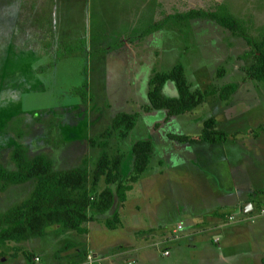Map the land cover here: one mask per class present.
Masks as SVG:
<instances>
[{
  "label": "rangeland",
  "instance_id": "rangeland-1",
  "mask_svg": "<svg viewBox=\"0 0 264 264\" xmlns=\"http://www.w3.org/2000/svg\"><path fill=\"white\" fill-rule=\"evenodd\" d=\"M219 7L242 20L254 40L263 38L264 0H0V163L15 170L11 153L23 146L30 158L48 157L54 171L75 169L86 160L93 172L101 150L90 140L110 129L117 114L129 113L137 114L136 127L125 140L115 133L108 147L109 153L119 150L127 156L125 171L132 164L128 155L132 145L141 140L151 141L155 152L169 163L179 161L182 141L170 135L198 136L210 118L216 120L217 130L243 134L252 129L259 133V144L248 150L258 157L256 164L264 165V84L247 77L254 54L246 42L209 20H170L159 31L148 32L168 16L191 10L215 12ZM178 64L184 67L191 89L204 93V102L193 113L166 122L164 110L145 109L149 81L156 73L169 72ZM229 84H237L239 90L223 102L219 92ZM163 92L171 97L174 85L168 83ZM251 159L254 162V157ZM156 162L153 159L151 164ZM144 176L148 178L149 173ZM179 176L184 179V175ZM196 178L192 174L187 180L193 194L199 192ZM36 182L0 192V213L26 200ZM103 187L101 182L99 190ZM162 191L167 193V188L163 186ZM259 195L264 196V192ZM163 196L167 208L159 205V210L170 211L166 222L171 232L178 227L169 209L173 196ZM153 199L163 200L158 196ZM118 208L117 200L109 215L99 216L88 225L89 239L75 232L59 238L57 234L62 231L53 227L43 237L10 244L11 249L21 252L15 256L14 250H8L0 264L4 260L3 264H26L24 251L34 254L33 264H66L62 255L72 251L68 245L62 251L66 242L73 244V251L89 248L99 257L106 250L110 257L119 253L111 257L121 260L119 264H128L132 257L150 264L144 260L149 254L156 256L159 264H196L198 252L185 247L184 251L174 249V255L166 259L153 249L127 252L140 243L134 231L119 229L126 226L122 217L132 215L131 209L117 213L116 228L105 225ZM147 212L138 218L144 226L154 228L164 220L149 219ZM252 237V233L246 236ZM126 241L129 249L124 247ZM78 254L69 253L75 264H82L84 259ZM239 264H263L262 257H242Z\"/></svg>",
  "mask_w": 264,
  "mask_h": 264
},
{
  "label": "trees",
  "instance_id": "trees-1",
  "mask_svg": "<svg viewBox=\"0 0 264 264\" xmlns=\"http://www.w3.org/2000/svg\"><path fill=\"white\" fill-rule=\"evenodd\" d=\"M170 20H209L231 35L242 38L254 54V64L246 69L247 77L264 84V36L260 41L254 40L245 23L226 8L219 7L215 12L191 10L177 13L155 23L148 32L159 31ZM168 83L174 85L177 97H167L164 94L163 90ZM238 88L237 84L224 86L219 92V99L228 101ZM147 96L149 104L146 111L164 110L166 122L193 113L204 102V93L191 89L181 64L174 66L169 72L156 73L149 81ZM136 124L137 114L119 113L114 117L110 129L90 140L93 147L101 150L93 172L87 168L86 160L75 169L54 171L53 162L48 157L38 155L30 158L26 147L14 149L11 161L15 170L10 171L0 163V192H7L12 186L24 185L32 180L37 182L26 200L0 213V259L6 257L8 250L18 251V248L11 249L10 244H21L43 237L53 227L62 232H75L84 236L88 234L87 225L111 211L117 200L122 206L133 186L148 170L154 146L149 140L133 144L128 154L132 164L125 171L127 156L119 150L114 154L109 153V140L115 133H118L121 140H125ZM170 136L182 142L205 140L215 143L217 140H224L227 134L218 131L215 120L209 119L198 137ZM101 182L104 187L99 190ZM116 224L117 213L113 218L105 220L108 229L116 228ZM25 254L28 263H32L34 254Z\"/></svg>",
  "mask_w": 264,
  "mask_h": 264
},
{
  "label": "crops",
  "instance_id": "crops-1",
  "mask_svg": "<svg viewBox=\"0 0 264 264\" xmlns=\"http://www.w3.org/2000/svg\"><path fill=\"white\" fill-rule=\"evenodd\" d=\"M171 97H177L176 90ZM218 131L226 133L227 137L224 140H217L215 143H209L205 140L183 141L180 144L182 148L178 149L179 161L169 163L159 151L155 152L154 150L152 160L157 162L150 163L146 171V175L149 173L148 178H145L144 175L141 177L128 193L125 203L122 206L119 205L116 212L121 214L131 209L132 215L127 217L123 215L125 217H122L125 219L126 226L121 225L119 229L130 232L132 230L135 232L134 236L140 239V243L127 252L133 253L153 249L166 259L174 255V249L184 251L185 247L187 251L198 252L196 254L197 262L194 261L196 264H239L242 257L246 260H254L257 256L262 257L264 264V214L260 215L261 211L264 212V196L259 195V192H264V169H258V166L264 165L256 164L255 160L259 159L252 151L257 146L256 144H259V133L252 129L251 132L249 129L244 130L243 134L242 131L237 132V130L227 132L220 129ZM201 134L202 131L198 136ZM238 134L243 136L241 135L237 140ZM246 134L248 138L245 137ZM252 146L250 152L248 149H251ZM252 157H254V162ZM209 173L214 175H209ZM192 174L194 177H198L196 180H198L199 192H195V194L187 182ZM179 175H184V179L182 180ZM159 178H163V181L158 180ZM163 186L167 188V193L162 191ZM165 194L173 196V201H169L171 203L169 209L174 215L175 224H178V227L181 226V229L178 227L175 229V227L171 232L168 230L169 224L166 220H169L167 217L170 211H161L167 208L166 197L163 196ZM155 196L164 199L154 201L153 197ZM159 205L162 206L160 210ZM247 205L250 206L245 209ZM146 209H148L147 216L149 219L158 220L163 217L164 220L160 221L159 225L154 228H152L153 226H144L142 220L138 218ZM244 210H250L249 214H246ZM108 213L104 215H109ZM163 213L166 217L163 216ZM232 216H235V220L230 222L229 218ZM131 219L133 221H129ZM88 225V234L80 237L89 239ZM137 232L139 235L136 234ZM250 233L253 234V237L247 239L246 236ZM57 235L59 238L69 236L67 232H60ZM248 242L253 243L254 246L250 247ZM71 244L66 242L62 246L64 247L62 251L67 248V245L72 250L64 253V256L62 255L68 261L66 264L77 263L72 255H69L74 251L79 252L80 258L84 259L82 264H87L85 256L90 253L89 248L73 251L72 247L74 246ZM129 244L126 241L125 249L128 248ZM60 247L59 250L62 248ZM166 250L170 252L169 256L164 255ZM106 251L102 253L104 264L122 262L117 260V257L114 258L115 260L111 258L120 256L119 253L110 257ZM20 252L18 250L14 254ZM25 253L27 252L24 251L22 256L25 263L33 264L36 257L34 256L32 263H28ZM65 255L69 256L65 257ZM106 257H110V259ZM144 257V260H149L150 264H159V259L152 254ZM5 261L1 263L3 264ZM129 261L128 264H145L139 257H132ZM187 264H191V261Z\"/></svg>",
  "mask_w": 264,
  "mask_h": 264
},
{
  "label": "built area",
  "instance_id": "built-area-1",
  "mask_svg": "<svg viewBox=\"0 0 264 264\" xmlns=\"http://www.w3.org/2000/svg\"><path fill=\"white\" fill-rule=\"evenodd\" d=\"M263 214H264V212L261 211L260 215H263ZM234 220H235V216H232L229 218L230 222H232ZM178 229H181V226H179ZM164 255L169 256L170 252L168 250H166V251H164ZM86 260H87L86 261L87 264H103V262H104L103 258H99L93 253H89L86 257Z\"/></svg>",
  "mask_w": 264,
  "mask_h": 264
},
{
  "label": "water",
  "instance_id": "water-1",
  "mask_svg": "<svg viewBox=\"0 0 264 264\" xmlns=\"http://www.w3.org/2000/svg\"><path fill=\"white\" fill-rule=\"evenodd\" d=\"M248 206H250V205L245 206V209H246V207H248ZM249 211H250V210H244V212H245L246 214H249Z\"/></svg>",
  "mask_w": 264,
  "mask_h": 264
}]
</instances>
